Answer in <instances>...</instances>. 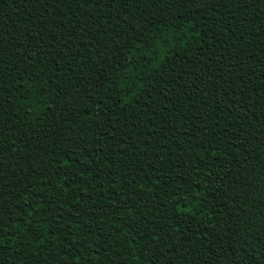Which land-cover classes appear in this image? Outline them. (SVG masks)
<instances>
[{"label": "trees", "instance_id": "16d2710c", "mask_svg": "<svg viewBox=\"0 0 264 264\" xmlns=\"http://www.w3.org/2000/svg\"><path fill=\"white\" fill-rule=\"evenodd\" d=\"M0 264H264V0H0Z\"/></svg>", "mask_w": 264, "mask_h": 264}, {"label": "snow or ice", "instance_id": "6c2138e0", "mask_svg": "<svg viewBox=\"0 0 264 264\" xmlns=\"http://www.w3.org/2000/svg\"><path fill=\"white\" fill-rule=\"evenodd\" d=\"M129 24L131 25L130 33H129V40L128 41H121L122 47H127L128 43L135 40L136 37L142 35L144 32L147 31L148 26L151 24V19L148 17H142L140 19H134L129 21ZM119 50V49H118ZM101 72L104 71V68L102 67ZM61 119L57 118L55 115L52 119L50 128H49V135H57L60 127ZM43 150V149H42Z\"/></svg>", "mask_w": 264, "mask_h": 264}]
</instances>
